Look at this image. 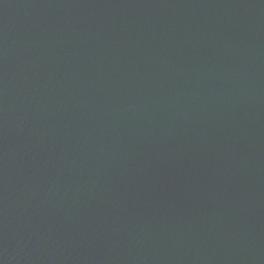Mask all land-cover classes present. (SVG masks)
Returning a JSON list of instances; mask_svg holds the SVG:
<instances>
[{
    "label": "water",
    "instance_id": "1",
    "mask_svg": "<svg viewBox=\"0 0 264 264\" xmlns=\"http://www.w3.org/2000/svg\"><path fill=\"white\" fill-rule=\"evenodd\" d=\"M0 264H264V0H0Z\"/></svg>",
    "mask_w": 264,
    "mask_h": 264
}]
</instances>
